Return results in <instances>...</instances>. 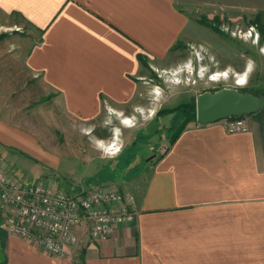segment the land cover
Masks as SVG:
<instances>
[{"label":"crops","instance_id":"0c3cea01","mask_svg":"<svg viewBox=\"0 0 264 264\" xmlns=\"http://www.w3.org/2000/svg\"><path fill=\"white\" fill-rule=\"evenodd\" d=\"M0 15L1 27L26 32L0 48V72L24 86L33 78L72 118L96 119L109 105L130 119L139 105L152 109L139 55L168 61L179 40L204 38L202 19L258 16L264 25V0H0ZM250 121L238 134L223 121L191 122L143 175L115 188L137 220L99 240L79 227L65 258L11 234L0 209V264H264V110ZM21 135L0 118V143Z\"/></svg>","mask_w":264,"mask_h":264},{"label":"rangeland","instance_id":"374dc122","mask_svg":"<svg viewBox=\"0 0 264 264\" xmlns=\"http://www.w3.org/2000/svg\"><path fill=\"white\" fill-rule=\"evenodd\" d=\"M259 20L211 17L209 23L220 32L203 25L204 38L179 40L168 61L143 62L137 82L146 88L141 97L152 109L139 105L129 112L130 119L121 118L109 105L96 119L72 118L55 101L41 97L28 73L24 86L18 73L0 72V118L22 134L12 147L0 143V164L21 183L50 186L52 181L65 192L115 189L143 175L186 124L182 115H159L161 110L223 88L264 95V32ZM5 22L0 15V48L11 43L15 48L17 34L25 31L1 27ZM241 79L243 85L237 83ZM3 260L0 247V263Z\"/></svg>","mask_w":264,"mask_h":264},{"label":"built area","instance_id":"2783aa9c","mask_svg":"<svg viewBox=\"0 0 264 264\" xmlns=\"http://www.w3.org/2000/svg\"><path fill=\"white\" fill-rule=\"evenodd\" d=\"M222 121L229 134L250 129L249 116ZM0 209L5 211L6 228L11 234L60 258L69 255V245L79 242L76 229L85 224L90 226L92 239L99 240L137 220V213L118 190L98 188L67 193L45 184H25L13 179L2 164Z\"/></svg>","mask_w":264,"mask_h":264},{"label":"water","instance_id":"95a60500","mask_svg":"<svg viewBox=\"0 0 264 264\" xmlns=\"http://www.w3.org/2000/svg\"><path fill=\"white\" fill-rule=\"evenodd\" d=\"M264 110V95L255 96L236 88L206 91L196 97V120L202 125L227 118L252 116Z\"/></svg>","mask_w":264,"mask_h":264},{"label":"trees","instance_id":"16d2710c","mask_svg":"<svg viewBox=\"0 0 264 264\" xmlns=\"http://www.w3.org/2000/svg\"><path fill=\"white\" fill-rule=\"evenodd\" d=\"M201 23L203 25L213 29L216 32H220L217 29V27H214L211 23H209V21L207 19H202ZM259 26H260V29L264 32V25L261 23L260 20H259ZM175 46H173L171 51H173L175 49ZM139 61L141 62V64L143 62L147 63V58H145L143 55H139ZM215 91H218V90H213L212 92H215ZM241 91L243 93H251L255 96H261L262 95L260 92H257V91H249V90H241ZM171 113L176 114V115H182L186 120V124L182 128H179V130L171 138L170 146H173L176 143L179 136L181 135V133L186 129L188 123L196 120V98L193 101L188 102V103H183L176 108L161 110L159 112V115H165V114H171ZM161 157L162 156H160V158Z\"/></svg>","mask_w":264,"mask_h":264},{"label":"bare ground","instance_id":"6f19581e","mask_svg":"<svg viewBox=\"0 0 264 264\" xmlns=\"http://www.w3.org/2000/svg\"><path fill=\"white\" fill-rule=\"evenodd\" d=\"M218 76H222L221 74L220 75H218ZM123 123L127 126V127H131V125H130V121H123Z\"/></svg>","mask_w":264,"mask_h":264},{"label":"clouds","instance_id":"9594fccd","mask_svg":"<svg viewBox=\"0 0 264 264\" xmlns=\"http://www.w3.org/2000/svg\"><path fill=\"white\" fill-rule=\"evenodd\" d=\"M247 71H248V69H246V72H247ZM237 83L243 85V84L245 83V81H244L243 79H241V80L237 81ZM113 155H114V154H113Z\"/></svg>","mask_w":264,"mask_h":264}]
</instances>
